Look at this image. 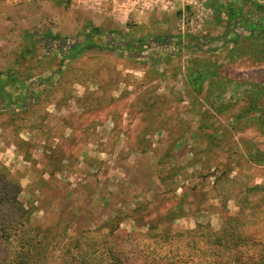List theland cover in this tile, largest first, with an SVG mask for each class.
Wrapping results in <instances>:
<instances>
[{
    "label": "rangeland",
    "instance_id": "rangeland-1",
    "mask_svg": "<svg viewBox=\"0 0 264 264\" xmlns=\"http://www.w3.org/2000/svg\"><path fill=\"white\" fill-rule=\"evenodd\" d=\"M0 72V162L48 264H187L185 233L240 208L264 242V0H0Z\"/></svg>",
    "mask_w": 264,
    "mask_h": 264
},
{
    "label": "trees",
    "instance_id": "trees-1",
    "mask_svg": "<svg viewBox=\"0 0 264 264\" xmlns=\"http://www.w3.org/2000/svg\"><path fill=\"white\" fill-rule=\"evenodd\" d=\"M100 34H103L100 28L92 27L88 36L93 39ZM54 39L59 40L60 37ZM16 81L17 78L12 72H0V91H4L5 84ZM19 193V182L8 174L5 166L0 162V264H48L45 256L46 248L41 236H31L29 226L24 225V222H28V216L18 204ZM245 214V210L240 208L238 213L223 220L219 230H213L202 224L194 230H189L185 234L191 238L197 230H205L202 234L204 246L201 248L192 240L188 243L190 251L182 254L185 257L180 258V261L184 260L187 264H251L243 257L256 247L260 255L257 258L258 263L255 264H264V242L259 245L251 242V236L243 231L246 222ZM183 235V233H177L174 236L169 231L165 234L166 241L180 239ZM176 241L179 240L176 239ZM116 245L115 243L114 250L111 251L110 262L130 264L127 253L115 248ZM97 259V264H102L101 257Z\"/></svg>",
    "mask_w": 264,
    "mask_h": 264
},
{
    "label": "built area",
    "instance_id": "built-area-1",
    "mask_svg": "<svg viewBox=\"0 0 264 264\" xmlns=\"http://www.w3.org/2000/svg\"><path fill=\"white\" fill-rule=\"evenodd\" d=\"M168 1H170V2H171V1H176V0H168ZM180 2H181V0H180Z\"/></svg>",
    "mask_w": 264,
    "mask_h": 264
}]
</instances>
